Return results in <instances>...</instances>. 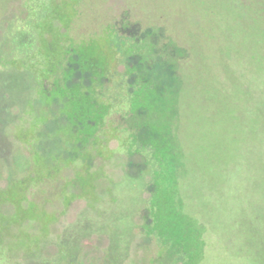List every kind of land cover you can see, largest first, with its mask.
<instances>
[{
    "label": "rangeland",
    "instance_id": "1",
    "mask_svg": "<svg viewBox=\"0 0 264 264\" xmlns=\"http://www.w3.org/2000/svg\"><path fill=\"white\" fill-rule=\"evenodd\" d=\"M252 2L0 0V189L5 187V166L18 162L15 157L26 160L17 157L27 155L23 135L34 140L38 136L32 145L55 169L50 177L57 178L40 188L47 197L52 191L58 194L45 205L47 212L57 213L49 237H60L66 229L77 237L78 243L69 244L76 249L71 264H263L262 254L251 244L258 241L264 246V13ZM55 8L63 21H72L65 30L54 20L50 36L47 32L41 37L44 20ZM58 27L63 35L57 34ZM113 28L152 46L157 57L149 77L156 74L162 86L172 71L181 77L172 125L183 153L181 187L213 234L200 222L171 216L163 195L157 196L156 222L148 204L155 187L145 176V161L138 153L126 155L116 139L103 143L111 158L94 160L106 172L111 169L107 175L117 181L111 191L91 207L79 198L63 211L61 189L74 177V168L61 159L76 158L66 153L62 140L74 133L69 125L77 132L87 131V125L77 122L89 116L78 115L73 97L59 98L91 85L90 63L100 66L93 49L109 52L105 43ZM42 45L54 51L55 66H46ZM102 59L111 70L112 62ZM141 59L121 54L116 71H138ZM108 77L100 79L103 91L111 85ZM136 79L133 72L128 83ZM150 116L148 112L146 117ZM166 118L162 114L161 122ZM110 119L115 126L132 123L123 111ZM56 135L57 143L50 141ZM81 139L74 138L75 145ZM56 158L60 159L55 162ZM114 163L117 167L112 169ZM17 172L24 175L21 167ZM37 176L46 177L43 169ZM135 179L147 185L140 186ZM9 209L3 206L2 213ZM250 229L257 231L255 235ZM27 230L34 233L39 228L31 225ZM62 242L48 239L46 262L55 257L56 247H69ZM20 253L16 250L17 264ZM8 257L2 253L0 264H14ZM55 259L56 264L69 263L63 255Z\"/></svg>",
    "mask_w": 264,
    "mask_h": 264
},
{
    "label": "trees",
    "instance_id": "2",
    "mask_svg": "<svg viewBox=\"0 0 264 264\" xmlns=\"http://www.w3.org/2000/svg\"><path fill=\"white\" fill-rule=\"evenodd\" d=\"M252 1L256 11L264 13V0ZM71 7L73 10L76 9L74 4ZM57 11L58 9L55 8L52 15L46 16L42 27L44 32L41 37L47 32L50 36L54 20L59 22V27L67 30L72 20L63 21ZM59 27L57 28V34L63 35L59 32ZM112 32L109 42L105 43V48H109L107 54L102 50V47L93 49L96 52L100 66L95 67L93 66L94 63H90L93 72L91 85L83 91L75 90L74 93L65 94V98L64 96L59 98L63 101V99L69 100L73 97L78 103V115L87 114L89 116L87 120L77 122L78 125L88 126L87 131L80 129L84 134L81 131L72 134L68 132L70 136H68V139H74L78 136L82 138L79 147V151H82L79 154L80 156L76 158L74 155L76 159H70L72 161L69 160L70 162L67 163V165L74 168L72 185H77L75 187L78 188V193H80V195L73 196L84 198L91 207L90 204L100 203V195H107L111 191L110 188L117 182L107 175L111 169L106 172L101 164L98 166L97 163L94 164L95 159L104 157L107 160L110 155L106 152L107 149L104 146L98 148L95 143L99 139L105 142L109 139H116L126 155L130 156L133 153H138L145 161V176L149 178V184L155 187V193L151 199H148V204L151 211L153 210L156 222L160 220L156 213L157 196L163 195L165 205L169 207L171 216L192 224L200 222L212 232L206 221L201 218L200 213L192 207L191 199L184 195L181 187L183 181L181 175L183 171V153L175 129L172 126L178 113V88L181 84V77L171 70L173 74L168 77L167 84L162 86L163 81L156 79V74H153V78L148 76L150 70L156 66L157 56L152 46L148 45L149 43L138 42L134 38L119 35L114 28ZM42 47L44 48L42 51L47 63L46 66L56 65L57 59H54L52 48L43 45ZM261 50L264 52V43ZM127 53L140 56L142 58L141 67L138 71L136 69H126L125 72L119 73L116 71L119 55L125 56ZM47 54L49 55L47 56ZM103 57L112 62L111 70H108L104 65ZM133 72L136 74L137 79L130 84L128 78ZM108 75L111 85L103 91L100 79ZM92 94L94 96H91ZM122 111L125 119L132 120V123L128 122L129 126H115L111 119L107 120L109 116ZM140 111L143 112L142 116H140L141 114L137 115ZM148 112L151 115L149 118L146 117ZM162 114L167 117L166 123L161 122L160 116ZM86 151H88V162H85L86 158L84 157ZM80 160L83 161L80 162ZM112 165V169L117 167V163ZM135 180L140 186L147 185L143 180ZM85 189L88 190L87 194ZM109 197L111 199V195ZM256 232L255 229H250V235H255ZM73 243H78V240ZM251 245L258 249L259 254H262L261 260L263 259L264 264V246L262 247V244L258 241H253ZM64 248H58V256L63 253L64 257L74 262L76 259L75 247L67 253Z\"/></svg>",
    "mask_w": 264,
    "mask_h": 264
},
{
    "label": "flooded vegetation",
    "instance_id": "3",
    "mask_svg": "<svg viewBox=\"0 0 264 264\" xmlns=\"http://www.w3.org/2000/svg\"><path fill=\"white\" fill-rule=\"evenodd\" d=\"M48 55L49 54H47V56ZM75 90L78 89H74L71 92L74 93ZM54 99L55 97L52 98L51 101H54ZM2 118L4 117L2 116ZM0 121H3V119H0ZM37 126L38 127L36 129L40 130L41 125L38 123ZM69 127L71 132H76L78 130L76 126L73 127L72 125H69ZM23 136V143L28 147L27 155L26 157H23L25 156L24 154L23 156L21 154V156H19V154L17 153V157H20L21 159L26 158V160L23 162L15 157L18 162L8 163L5 166V171L3 172V174L5 175V187L0 189V255L2 253H6L9 256L7 260H10V258H12L14 264H17L15 262V259L17 258L16 250H19L21 252L20 264H56L57 260L55 259V257L58 256L57 247L55 248V257H53L52 260L50 259V262H46L43 257L47 252L45 247L48 239L50 241L54 240L55 244L58 243V241L60 242L61 240L64 241L62 243H66L68 245L73 244V242L78 239L77 237L72 235V232L69 233L68 229H66L60 237L54 236L53 239L49 237L50 231L48 229L50 225L57 220V213L47 212V210L45 209V205L51 203L50 201H54L55 199L57 200L58 194L52 191V194L47 197L45 194H43V191L40 188L44 184L49 183L50 181H55L57 179L56 178L53 180V176L50 177V175L53 174V170L55 171V169H53L51 165L45 164L44 158L40 157L37 149L33 147L32 143L36 140L38 141L39 137L35 136L36 139L34 140L32 138L26 139L27 134H24ZM52 140H55V143H57V135L55 136V139L53 137L50 139V141ZM62 141L67 145L66 153H71L72 155H75L76 158L80 156L79 154L80 152H82L79 151L80 145H75L74 139ZM103 143L104 141L99 139V141H97L95 145L98 146V148H101L102 146H104ZM84 157L86 158L85 162H88V151H86ZM59 159L56 158L54 160L55 162H57L56 160ZM70 159L72 158L69 157L68 159L61 160H68V162H70L72 161ZM82 161L83 160H80V162ZM20 167L22 168V173H24L23 176H19L20 174H17V171H19ZM42 169L46 177L41 179L37 176V173H40ZM1 171L2 170L0 168V172ZM73 179L74 177L68 182L66 181L65 187H63L62 189L60 188L64 191V196H62L60 199V201L62 202L63 211L67 209L69 204L74 199L80 198L77 196H73L80 195V193H78L77 187L74 186L75 188H69L70 184V186H72ZM66 191L69 192L67 193ZM87 191L88 190L85 189L86 194ZM39 193H41V195L38 197ZM80 199L85 200L84 198ZM85 201L87 202V200ZM3 206H8L9 208H11V210L9 209V211L5 215L2 213ZM31 225H33L35 228H37L38 225L39 230L34 233H29L27 228ZM72 248L73 247L69 245V247H65L64 249L67 253ZM62 254L63 253H60V256ZM68 261V264H71V261L69 259Z\"/></svg>",
    "mask_w": 264,
    "mask_h": 264
}]
</instances>
